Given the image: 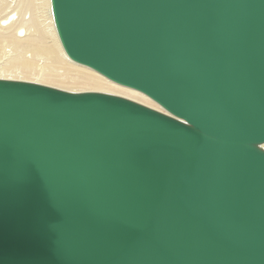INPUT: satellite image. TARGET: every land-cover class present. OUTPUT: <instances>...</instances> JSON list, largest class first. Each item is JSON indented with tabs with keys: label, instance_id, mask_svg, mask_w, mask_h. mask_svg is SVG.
<instances>
[{
	"label": "water",
	"instance_id": "95a60500",
	"mask_svg": "<svg viewBox=\"0 0 264 264\" xmlns=\"http://www.w3.org/2000/svg\"><path fill=\"white\" fill-rule=\"evenodd\" d=\"M51 2L162 109L0 78V264H264V0Z\"/></svg>",
	"mask_w": 264,
	"mask_h": 264
},
{
	"label": "bare ground",
	"instance_id": "6f19581e",
	"mask_svg": "<svg viewBox=\"0 0 264 264\" xmlns=\"http://www.w3.org/2000/svg\"><path fill=\"white\" fill-rule=\"evenodd\" d=\"M0 78L36 83L45 78L63 81L75 86L67 89L61 84L52 85L74 92H84L79 88L82 84L92 85L95 90L91 91H100L107 85L118 89L120 86L66 54L51 0H0ZM128 88L130 93L135 90Z\"/></svg>",
	"mask_w": 264,
	"mask_h": 264
},
{
	"label": "rangeland",
	"instance_id": "374dc122",
	"mask_svg": "<svg viewBox=\"0 0 264 264\" xmlns=\"http://www.w3.org/2000/svg\"><path fill=\"white\" fill-rule=\"evenodd\" d=\"M73 77H76V76L74 75ZM41 81H42L43 84L50 85V86H53V87H55V86L59 87V86L58 85H52V84H61V85L66 86L67 89H70V87L75 86L73 84L71 85V83H66V82L64 83L63 81H56L55 82L52 79H47V78L41 79ZM31 82H33V81H31ZM120 86H118L119 87V89H118L117 87L114 88L112 86L107 85V86L103 87L98 92H106V93L120 95V96H123V97H127L129 99L135 100V101H137L139 103H142L144 105H147V106L149 105V107L152 106V108H157V109L161 108L157 103H155L153 100H151L149 97H147L143 93H140L139 91H136V90L128 88L130 90H133V93H130V92H128L127 87L123 88L124 86H121V87ZM79 88H83L82 91L95 90V89H92L93 88L92 85L91 86L90 85L87 86V85L82 84V85H79ZM84 88H87V89H84ZM115 89H117V90L115 91ZM118 90H120V91H118Z\"/></svg>",
	"mask_w": 264,
	"mask_h": 264
}]
</instances>
